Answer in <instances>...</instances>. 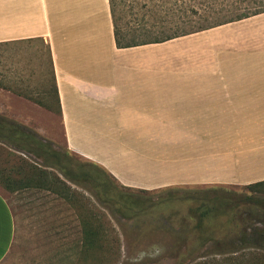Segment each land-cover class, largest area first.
I'll list each match as a JSON object with an SVG mask.
<instances>
[{"label":"crops","instance_id":"0c3cea01","mask_svg":"<svg viewBox=\"0 0 264 264\" xmlns=\"http://www.w3.org/2000/svg\"><path fill=\"white\" fill-rule=\"evenodd\" d=\"M35 40L51 50L69 151L123 187L264 181L235 175L253 164L264 174V13L120 48L111 0H0V45ZM29 100L0 85L1 116L39 123L24 105L42 106ZM15 239V215L0 192V264Z\"/></svg>","mask_w":264,"mask_h":264},{"label":"rangeland","instance_id":"374dc122","mask_svg":"<svg viewBox=\"0 0 264 264\" xmlns=\"http://www.w3.org/2000/svg\"><path fill=\"white\" fill-rule=\"evenodd\" d=\"M188 5L187 1L113 0L122 41L152 40L153 37L139 36L141 28L160 27L156 11ZM51 63L47 44L42 40L0 45V85L8 86L25 99L31 96L34 100H28L34 104L36 99L52 107L50 110L42 106L41 111L26 103L24 106H29L26 110L33 120L40 122L22 125L52 143L62 154L87 163L69 151L64 139L55 111ZM22 104H16V120H22L25 113ZM10 153L0 145V192L16 220L15 243L3 264H230L225 261L228 255L217 254L221 251L264 254L262 247L241 243L247 240L246 234L264 232V186L255 189L249 185L182 186L149 192L127 189L116 180L111 182L108 192L118 197L120 211H116L102 206L90 191L70 183L62 174L59 175L73 187L79 202L48 191H9L6 185L19 188L20 181L31 177L13 174L14 185L7 179L12 170L20 168L19 157L42 167L41 159L24 154L17 158ZM255 169L259 166L249 165L235 175H264ZM135 199L140 203L133 204ZM92 214L99 225L96 231L99 242L91 246L86 243L84 220ZM203 214L204 224L197 229L196 220Z\"/></svg>","mask_w":264,"mask_h":264},{"label":"trees","instance_id":"16d2710c","mask_svg":"<svg viewBox=\"0 0 264 264\" xmlns=\"http://www.w3.org/2000/svg\"><path fill=\"white\" fill-rule=\"evenodd\" d=\"M189 4L186 8L177 10L167 9L156 11L158 28L144 27L140 29L139 37H153L152 40H146L141 43H124L122 41L121 29L115 19L113 0H111L112 15L115 27V38L120 48H129L139 45L161 43L170 41L183 36L195 34L211 28H215L228 23L241 21L264 13V0H169L171 3L186 2ZM48 54L51 62V50L47 46ZM52 65V63H51ZM54 93L56 97L57 108L56 113H60V99L54 74ZM20 95V94H19ZM28 99L34 100L31 96ZM37 104L52 110L43 101L35 99ZM0 145L11 151V156L17 157L20 154L26 156L31 155L42 160V167L37 166L23 157H19L21 162L20 168L12 170L7 179L12 181L14 185L15 175L30 174L26 180L19 182L22 185L19 188L6 185L11 192L20 190H39L48 191L54 195H64L68 200L80 201L75 195L74 189L64 178L75 186H80L92 193L102 206L112 209L120 208L118 197L108 194L111 189V182L117 179L102 166L92 162H79L69 154H62L56 150L52 143L42 139L35 131L19 124L15 121L7 119L0 115ZM60 174V175H59ZM28 181V182H26ZM26 182V183H25ZM16 183V181H15ZM264 186V181L251 184L248 187L255 189ZM84 197V195L82 196ZM140 203L135 199L133 204ZM95 215H90L84 220L86 229L87 245L98 244V233H96L99 225L96 224ZM204 214L196 220L197 229L204 224ZM247 240H241V243L247 242L249 245L264 248V232L254 234H246ZM244 244V243H243ZM217 255H228L230 264H264V254H239V251H221ZM250 257V258H249Z\"/></svg>","mask_w":264,"mask_h":264}]
</instances>
